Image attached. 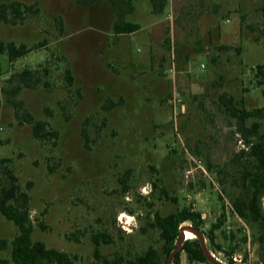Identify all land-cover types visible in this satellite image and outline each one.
I'll use <instances>...</instances> for the list:
<instances>
[{
	"label": "rangeland",
	"instance_id": "rangeland-1",
	"mask_svg": "<svg viewBox=\"0 0 264 264\" xmlns=\"http://www.w3.org/2000/svg\"><path fill=\"white\" fill-rule=\"evenodd\" d=\"M10 1L36 2L39 12L14 26L0 23V40L39 48L13 62L0 54V90L11 73L46 68L40 74L47 86L18 98L57 132L50 141L33 139L0 91V159L12 160L29 195L31 240L89 264L91 234L105 233L103 256H132L160 248L149 227L155 214L186 207L201 214L206 234L224 213L213 231L218 248L211 251L205 238L214 258L261 264L252 230L230 210L232 160L245 145L218 97L225 93L264 115V0H167L160 14L151 0H133L128 20L140 30L118 36L107 0L0 3ZM106 99L117 105L105 110ZM174 99L181 103L174 107ZM252 121L264 133V118L247 125ZM17 232L0 214V239ZM0 256L9 261V249ZM180 264H189L184 253Z\"/></svg>",
	"mask_w": 264,
	"mask_h": 264
},
{
	"label": "trees",
	"instance_id": "trees-1",
	"mask_svg": "<svg viewBox=\"0 0 264 264\" xmlns=\"http://www.w3.org/2000/svg\"><path fill=\"white\" fill-rule=\"evenodd\" d=\"M107 2L115 15L111 27L113 35H127L139 30L138 24L128 20V16L135 9L133 0H107ZM150 2L152 12L160 14L167 0H151ZM38 12L36 2L33 4L18 1L0 3V23L11 26L21 24L27 17L37 15ZM163 44L169 46V40L165 38ZM38 48V46L28 47L24 44L0 40V54H6L10 62L23 58ZM262 69L263 65L257 66V76H262ZM40 72L47 73L48 70L24 68L19 72L11 73L6 80L7 88H2L0 91L6 94L5 100L15 111L18 124L29 125L32 138L45 142L56 139L57 132L46 121L34 119L18 98L24 89H35L40 85L47 86L46 81L42 82L43 76ZM64 78L67 86H71L73 76L70 69L64 70ZM259 84L262 83L259 82ZM104 103L105 110H110L117 105L111 99H106ZM218 103L221 106L220 109L235 121V129L245 145V149L234 155L232 160L235 172L231 179L237 191L231 197L230 210L252 230L254 239L264 254V210L261 203L264 198V133L261 131V125L256 121L247 125L248 120L261 119L264 115L261 109L248 110L242 102H234L233 98L225 93L218 97ZM82 135L85 138L84 129ZM11 164L10 158L0 159V214L11 222L18 232L11 241L0 239V255L7 249L10 251L9 261L0 256V264L8 262L11 264H76L74 256L47 248L42 242L31 240L33 224L29 216L30 198L28 193L21 189ZM30 186L31 183L28 182L26 190H29ZM223 222L224 213L222 212L206 234L201 231L204 222L197 211L183 207L163 217L155 214L149 227L157 231L160 248L149 246L140 254L132 256L115 254L111 258L101 254L102 244L110 243L107 235L93 233L90 237L93 245L92 261L89 264H166L170 252L175 247L179 228L184 223L199 229L208 240L209 249L212 251V248H218L214 243L213 231L219 229ZM38 226L43 228L40 222ZM181 253H184L189 264L206 263L200 244L195 238L183 242L180 251L173 257L172 264H180Z\"/></svg>",
	"mask_w": 264,
	"mask_h": 264
},
{
	"label": "water",
	"instance_id": "water-1",
	"mask_svg": "<svg viewBox=\"0 0 264 264\" xmlns=\"http://www.w3.org/2000/svg\"><path fill=\"white\" fill-rule=\"evenodd\" d=\"M186 230L192 232L194 235V238L198 240L200 247L202 249L204 258L208 264H223L218 259L214 258V256L209 252L203 233L199 229H196V228L192 227L191 225H184V226L181 225L180 226L179 234H178L176 241H175V247L170 252V254L167 258L166 264H172L173 257L180 251L181 246H182L183 242L185 241L184 240V232ZM261 264H264V255L262 256Z\"/></svg>",
	"mask_w": 264,
	"mask_h": 264
},
{
	"label": "built area",
	"instance_id": "built-area-1",
	"mask_svg": "<svg viewBox=\"0 0 264 264\" xmlns=\"http://www.w3.org/2000/svg\"><path fill=\"white\" fill-rule=\"evenodd\" d=\"M169 71L171 72V71H173V66H172V64H171V66L169 67ZM174 103V107H175V105H177V104H180L181 103V100L180 99H174V101H173ZM262 204L264 205V200H262ZM231 260H232V263H229V264H236L237 262L238 263H240V260H237V258H231Z\"/></svg>",
	"mask_w": 264,
	"mask_h": 264
},
{
	"label": "bare ground",
	"instance_id": "bare-ground-1",
	"mask_svg": "<svg viewBox=\"0 0 264 264\" xmlns=\"http://www.w3.org/2000/svg\"><path fill=\"white\" fill-rule=\"evenodd\" d=\"M193 238H194V235H193L192 232H190V231H188V230H186V231L184 232V240L193 239Z\"/></svg>",
	"mask_w": 264,
	"mask_h": 264
},
{
	"label": "crops",
	"instance_id": "crops-1",
	"mask_svg": "<svg viewBox=\"0 0 264 264\" xmlns=\"http://www.w3.org/2000/svg\"><path fill=\"white\" fill-rule=\"evenodd\" d=\"M134 8H135V6H134ZM136 11V9H134V11H133V13ZM132 13V14H133ZM130 16V15H129ZM130 21V20H129ZM131 22H133V23H135L134 21H131ZM137 24V23H136ZM139 25V24H138ZM140 27V26H139ZM139 30H140V28H139ZM137 32V31H136Z\"/></svg>",
	"mask_w": 264,
	"mask_h": 264
}]
</instances>
